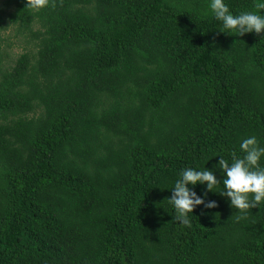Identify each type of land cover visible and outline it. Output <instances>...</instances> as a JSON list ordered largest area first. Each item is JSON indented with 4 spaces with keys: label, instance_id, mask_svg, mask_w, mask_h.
<instances>
[{
    "label": "trees",
    "instance_id": "trees-1",
    "mask_svg": "<svg viewBox=\"0 0 264 264\" xmlns=\"http://www.w3.org/2000/svg\"><path fill=\"white\" fill-rule=\"evenodd\" d=\"M207 2L0 0V30L35 41L0 50V264H264V201L236 220L208 192L184 226L165 200L181 168L264 146V30Z\"/></svg>",
    "mask_w": 264,
    "mask_h": 264
},
{
    "label": "clouds",
    "instance_id": "clouds-1",
    "mask_svg": "<svg viewBox=\"0 0 264 264\" xmlns=\"http://www.w3.org/2000/svg\"><path fill=\"white\" fill-rule=\"evenodd\" d=\"M46 0H33V7H42ZM254 10H243L238 14L229 11L225 0H208L207 13L219 22L222 30H228L235 36L246 33L260 34L264 30V0H254ZM224 33L223 31H219ZM240 155L230 153V160L222 155L210 169L204 167H184L178 170L171 184L170 196L165 199L174 212V221L188 226L189 214L197 206L206 209L216 207L214 200H206L208 192L218 193L226 198L230 208L236 211V220L247 215V211L264 201V165L259 161L264 157V146H260L257 137L249 135L240 140ZM207 159V161H209ZM206 161V162H207ZM205 164V163H204ZM219 169L222 179L217 181L214 172ZM203 185L204 192L200 195L193 190L196 185ZM214 188L218 190L214 191ZM193 216V215H191ZM194 217V216H193Z\"/></svg>",
    "mask_w": 264,
    "mask_h": 264
},
{
    "label": "rangeland",
    "instance_id": "rangeland-1",
    "mask_svg": "<svg viewBox=\"0 0 264 264\" xmlns=\"http://www.w3.org/2000/svg\"><path fill=\"white\" fill-rule=\"evenodd\" d=\"M35 28L36 25H33V29ZM0 37V50L4 54L1 61L3 68L12 65L18 54L23 52L29 54L35 51L34 39L30 37L29 33L20 31L14 25H6L0 30Z\"/></svg>",
    "mask_w": 264,
    "mask_h": 264
}]
</instances>
